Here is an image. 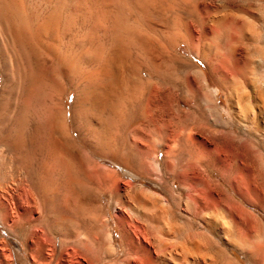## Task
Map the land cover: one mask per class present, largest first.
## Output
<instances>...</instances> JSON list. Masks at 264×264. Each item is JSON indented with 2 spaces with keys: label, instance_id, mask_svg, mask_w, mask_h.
<instances>
[{
  "label": "rangeland",
  "instance_id": "1",
  "mask_svg": "<svg viewBox=\"0 0 264 264\" xmlns=\"http://www.w3.org/2000/svg\"><path fill=\"white\" fill-rule=\"evenodd\" d=\"M26 1L30 3V0ZM185 1L187 0H165V2L168 3L166 5H170L173 11H175L173 14H170L171 16H165L164 11L162 12L163 9L161 10L160 8H158L159 6H155V9L153 6L147 7V13L148 10L150 11L148 15H146L148 18L144 16L142 19L136 21V19H133V17H131L132 19H128L129 21H127L129 27H135L133 28L132 35L136 34V36L133 35L134 38H130V36H126L125 31H123L121 33H123L124 35L119 33L118 37L116 38L119 40L115 42L119 45H115L117 47L120 46L119 48L121 49L117 55V57H119L117 60V65L120 66L119 69L120 71H122V75L120 76L121 80L118 76L116 77V82L119 83L121 89H119L118 85H113L116 92L111 103L115 105L116 109L117 106H120L114 114L107 110H103L101 112V115H97L98 118H100L98 119L100 125L99 130H101V132L103 130L102 135H104V137L106 138L105 141L107 145V147L102 151L93 150L87 144L83 143L80 140L78 132L76 131L74 125V113H81V111L84 110L83 105L78 99V92L86 85V83H77V79L74 77H70L66 73V71L65 73L61 72L57 63L45 54L37 57V59L34 58V64L38 66L37 78L21 85L19 93L17 95L18 106L16 110H19L21 108V102L23 103V101L35 88L45 87V90H47V92H53V95L55 96H58L59 94L63 96H61L63 114H60L59 117L60 120L63 119V122L65 124L63 142L64 148L71 160V167L65 173V170L62 169L61 165H59L60 163L50 158V156H48L47 152L45 151L43 158L40 157L39 161H34L32 165L39 166L41 169H43V171L40 172V169L39 173L37 175H33V177L30 179L24 177L22 174L19 175L20 173H22L23 167L21 168V170H18L19 173L15 172V169H13L14 167L10 163L9 165L7 164L6 166L4 165L2 167V171H0V264H80L82 259H80V257L76 255V253L74 254L72 252L70 248L71 246L69 244L61 245L63 237L62 235H65V230L68 228H71L73 230L75 229V231L78 230L84 236L88 233L89 229H91L90 232H92V228L90 227H92L93 222L90 214L88 216V212L93 213V211L96 214V218L100 217L95 221V226L97 227L96 231L98 233L97 236L98 238L101 236V238L99 239L100 244L103 245L105 241L108 244V238L106 237V233H108L112 238L111 245L113 246V252H110V254H108L105 246H99L97 252L98 256L96 257V264H146L145 257L141 255L140 251L137 248H134L129 243L128 238L130 236L132 237L133 243L135 245L145 246L149 250L151 256L157 259L156 264H181L184 263L186 259H188V262H186V264H194V262L192 263V261L196 259L197 260L195 261V264H204L206 261H209V258L206 256L205 259H195L194 257L192 258V256L188 257L187 253H185L186 255L181 254L184 251L183 249H186L187 251V248L189 249L190 247H192V242L199 239V241L202 240L203 244L205 243L206 247L216 246L220 244L221 247H223L226 251L225 253L227 254V256L231 258L232 255L240 264H264V241L263 243L261 242L262 240H264V238L261 240L264 228V211H262L264 209V194H259V196L262 198L260 199L257 192L250 190L252 194H249L250 191L247 189L245 190V188H242V191L239 194H233L228 188V182L235 181L236 179L241 180L243 176L230 171V163L232 162V158L229 155L227 156L226 152L221 150L217 144L211 142L212 137L218 136L220 130L222 131L226 128L241 129L245 132L244 128L247 125V129H251L252 126L254 127L257 125L260 128L264 126V112L260 114V124H258V122H251L250 124H247L249 123L247 121L249 120V118H244L246 120L244 125V123L240 122L242 118L238 116L241 111L240 109L243 105V101H245L242 99H245L248 96L250 97L251 101L253 99L251 98L252 90L249 82L251 79H249V77L246 75L249 73L253 74V76L250 75V78H260V74L263 76L264 65L260 61L259 52L257 51V49L255 50L251 37H249L248 39H244L245 44L243 41V43L240 42L241 44H238L239 47L236 48V53H234L235 58H233V55H227L226 52L228 49V54L232 53L228 48L227 38L229 39V37L221 36L222 38L219 37L217 39L215 49L216 52H219L221 48L217 50V45H219L220 47L222 45L223 50L221 53L223 54L220 57L221 53H215L214 49L213 52L218 56L214 57V55H211L214 53H210V59L213 57L214 58L210 60L209 64L211 66L209 65V67H206L199 59L193 56V52L198 46V41H200V43L204 41V39L201 38L200 35H198L195 24L193 25V21L197 16L196 11H198L197 9H194V6L197 5L198 0H190L188 1L189 4ZM236 1L237 4L243 3V0ZM211 2L212 5L218 6L219 3L225 4L227 0H211ZM192 3H195L194 6ZM202 3L203 0H199L198 4L200 6L202 5ZM187 8L188 11H191V13L187 11ZM158 10L161 11L159 12ZM177 15L180 17H177ZM175 20H177L176 22L181 25L182 23L183 25L188 24L195 30L194 32L196 34V37L194 38L193 44L190 45L191 48H188V46L184 42H179L176 48L173 49L166 46V41L168 39L167 35H170L172 33ZM67 22H69V24ZM187 22H189L190 24ZM90 24V22L88 23V21L82 19L74 18L72 20H69L65 17V25L68 26V28H65V34L60 37L63 41V44H65V49H68L67 47H69L71 48L69 49L71 50L70 52L82 55L83 52H79L80 48L78 43H76L77 41L79 42L81 40H84L85 45L87 46L88 44L87 48H85V51L87 49L89 50L94 47H98V45L99 47H107L112 42L109 38L110 36H107V34L103 31V28L107 24L106 21H103V23L101 21L102 30H92L91 35L89 36L86 30L88 29L89 31V27H91ZM127 37L130 39H128ZM208 37H211L209 31ZM263 38L261 40H263ZM91 40H93L94 42L93 47L91 45ZM220 41L222 43H220ZM195 44L196 46H194ZM244 46H246V48ZM249 47H251V49ZM247 49L249 52L247 51ZM172 53L174 55L173 57ZM85 54L88 55L87 53ZM244 54H247L248 57L251 56L250 59ZM230 56L232 57V60L230 59ZM222 57H224V59L226 57L227 59L229 58L230 60H228L230 61V63H232L230 64L226 59V64L228 63L230 65H227L223 70L222 67L218 65V61L224 60ZM236 57L241 60V62H239V64L241 65L245 63L246 59L247 64H249V61H251L252 59V63L254 62V68L251 67L252 63H250L251 66L247 65V69L250 68V70H242L243 73H241L240 71L241 76L239 74V78L243 81L239 84V78L236 80L234 79L237 82L230 81V85L235 87L234 90L233 87L229 86V83L228 85L226 83L225 85L228 86L226 87L229 88L226 90L224 84L218 86L220 83H217L219 81L217 78V72L219 71V69H221L223 72L229 73V75H226L230 76V74H232L230 73V71H237V69H235L236 66L233 64ZM217 58L218 61H216ZM78 65L82 66V68L85 69H90L93 66V64L86 63L82 59H79ZM189 65L192 66L191 69H189ZM231 65H234L233 68L231 67ZM227 67H229L228 70ZM154 68H157L158 71L154 70ZM185 69H188V71H186ZM191 70L194 73L191 72ZM224 70H227L229 72H226ZM185 72H191V74H189L188 76V74L186 73L185 76ZM200 72L202 74H200ZM165 73H168L173 77L168 78L164 76ZM196 75L198 77H196ZM186 77L188 80L186 79ZM202 78H204L205 80ZM235 83L236 86L233 85ZM1 85L2 74L0 71V90ZM174 85L176 86V90ZM237 85H239L238 87L242 90H244L245 88L244 92L246 93L245 96L243 95L244 97L242 99L240 98L241 100L239 99V97L241 96V90L238 89L239 92H235ZM169 86H171L172 89L174 88V93L177 96L179 95V99L181 98L179 100L180 112L177 114V116L179 115L178 117L181 116L183 119L181 118L180 120L179 118L178 121L182 122H177V124H180L178 126L176 125L177 128L171 126L173 128V130H171L172 128L169 129V126L167 129H165L166 131L164 130V133L162 129H160L159 132L158 127L155 128L156 126L154 127L151 124L145 126V104L146 98L152 90H165L167 87L169 88ZM157 87L158 89H156ZM188 89L189 91L187 92H189V94L186 93V90ZM215 93H217V95ZM181 94L183 97H181ZM123 97H127L126 100ZM257 102L258 101H254L255 106H257L256 104H258ZM7 112L8 111L4 110L0 113V124H2V119L7 114ZM35 115V112L30 111L27 119L28 123L25 130L26 134H24L25 144L26 146H28V148H26L30 151H38L37 145H39L38 141L36 140L37 138L35 137V133L31 128L37 120V116ZM194 118L198 119L196 120L197 124H195V121H193ZM190 119L191 121H193L192 123H190ZM184 122L186 123V125L193 124V128L189 125V127L182 126ZM7 123L6 127H8L7 129L4 128L6 130L3 131L6 135V139H4L5 135L1 133L3 134V138L0 139V144L4 143L8 145L14 152L15 146L11 142L12 138L6 134L8 132H11L9 130L11 128V123ZM141 126L144 128H142L144 131L141 129ZM79 127L82 130L85 129L81 124ZM101 127L104 129H101ZM136 127L138 128L137 130L135 129ZM178 127L180 129L182 127L181 132L179 131L180 129L178 130ZM190 127L191 129H193V133L189 131ZM29 132L31 134H29ZM161 133L162 136L160 137L159 135ZM170 133L173 136L170 135ZM178 133L181 134L178 135ZM165 134H168L170 136H166ZM174 134L177 135L175 136ZM244 134L245 138L248 139L246 133ZM138 135H140L142 139L140 137L138 138ZM141 135H143L144 137ZM177 136L178 138L181 137V142L178 141L179 139H176ZM52 137L57 138L58 134L54 133ZM188 137L190 138V141L187 139L188 143H186V138ZM192 137L194 138L192 139ZM172 139L177 140L174 145L176 148H172L173 144L171 141H169ZM198 140H200V142ZM207 140L210 142H208ZM168 141L170 142V144L167 145L166 143ZM193 141H195L196 144ZM179 143L182 144V146ZM183 143H186V145ZM192 143H194L195 145H192ZM35 144L36 146L34 147ZM206 144L207 146H205ZM176 145H178L179 148ZM31 146L33 147V149ZM191 147L193 149H190ZM171 148L174 149L172 150L173 153L170 152ZM24 149L25 148H22V151ZM182 149L184 152L182 151ZM165 150H167V152ZM194 150L195 152L193 153ZM188 151L192 153V155L187 154L189 153ZM174 152H176L177 154H175ZM167 153L169 154V156H166ZM181 153H183V155ZM10 155V153L6 155L7 159H9ZM170 155L172 156L170 157ZM196 155H198L197 158H200L201 156V160H195L197 159ZM188 156H191V158H193L194 160L192 159L193 161H191V158ZM227 157L228 159H226ZM192 163L194 164L191 166ZM7 169L11 171L8 172ZM229 172L230 175L228 174ZM10 174L14 175L11 176ZM223 174L225 177H223ZM18 176L20 177L18 178ZM6 177L8 178L4 179ZM31 179L35 180V182L32 183L33 180ZM19 180L21 181L19 182ZM240 182L242 183V181ZM16 183L18 185H16ZM19 183L22 185L20 186ZM210 186L212 187L211 190ZM219 187L222 188V191L218 190ZM34 188H36L35 192H33ZM223 190L225 191L223 192ZM29 193L32 194V197ZM221 193H225L226 195H228L231 198V201L229 199V202H234L235 206L234 203H231L230 205L228 199L226 197H222L224 194L222 195ZM138 195H140L138 198L141 197L140 200L143 199L142 201L144 203L142 205L141 203H138L134 198ZM117 196L121 197V200L119 199L118 203ZM248 197H250V199ZM34 198L36 203H34ZM159 198L160 200H157ZM154 199L156 203L152 202L154 201ZM65 203L67 207L65 206ZM80 204L83 205L82 208L84 207L82 211L78 209V206ZM126 205L130 206L131 208H128ZM163 205H165V207H163ZM233 207H235L236 209ZM161 208L167 210L165 214H167V212L168 214H163L164 212ZM217 208L218 210H221L222 208L221 212L217 211ZM213 209H215L216 211ZM212 210L214 211V214L215 212H218L219 214L221 213L220 216H222V213L225 212L221 218L225 217L226 222H229L230 225V222H233L232 225H234V227L231 226V237L236 241H240H238V248H228V245L227 247L222 245L225 240L221 239L215 230L214 224H217L218 221L216 220V223L214 219L215 216L214 214L212 215ZM243 210L245 211L246 215H244L245 213H243ZM160 214L162 216H160ZM242 218H245L244 221ZM99 219L100 222L97 221ZM228 219L232 220L228 221ZM40 220L44 221V224ZM159 220H161L162 223H159ZM236 223L239 226L236 225V227ZM42 224L44 226H42ZM260 224L261 228L258 227ZM50 225H57L63 232H61L60 234L57 231L55 232V230L51 229ZM159 225L162 226H160L159 228ZM241 226H243L242 229ZM155 227L159 230H157ZM169 227H173V230H171ZM180 227H182V229ZM166 228H168V230ZM183 228H185L184 232ZM160 229H164L165 232L164 233L162 232L163 230H161V233L169 234H163V237L165 236V239L170 237V240H167L173 243H170L166 240L163 241L164 238L162 237L161 233L160 235H157L159 233L156 232H160ZM165 229L168 233L165 231ZM177 229L178 231H180V233L178 231L175 232ZM169 230L171 233L169 232ZM258 232L262 235H259V237H255L258 236ZM174 234L177 237L173 236ZM191 234H193V236ZM102 235L104 236L102 237ZM185 235L187 236V238H189L187 241ZM172 236L175 238H173ZM195 236H197V238ZM104 237L107 240H105ZM183 238L185 241H182ZM255 239L258 244H256L257 242L255 241ZM208 241H211L212 243ZM165 242L167 243V245ZM206 242L209 244V246ZM242 242L245 245L241 246ZM39 243L41 244L42 248L41 256H39L40 254L38 252ZM189 243L191 246L189 245ZM174 244L175 247L172 246ZM249 244L252 245L250 246ZM184 245H186L187 247H185ZM62 246L64 247L61 248ZM180 247L182 248L181 250ZM239 247H242V249H240ZM230 248L231 255H229L228 251ZM163 249L165 250V252ZM177 250L178 253L176 252ZM54 251L56 252L54 253ZM60 251H62V253H60ZM171 252H173L172 257L170 256ZM168 258L170 260H168ZM161 259H165V262L162 263V261H160ZM46 260L47 262H45Z\"/></svg>",
  "mask_w": 264,
  "mask_h": 264
},
{
  "label": "bare ground",
  "instance_id": "2",
  "mask_svg": "<svg viewBox=\"0 0 264 264\" xmlns=\"http://www.w3.org/2000/svg\"><path fill=\"white\" fill-rule=\"evenodd\" d=\"M25 1L26 0H0V71L2 74V85H1V90H0V113L4 110L8 111L7 114L2 119V124H0L1 125L0 134L1 133L4 134L3 131L7 129L8 126L6 127V123L7 122L11 123V125H10L11 128L9 129L11 132L9 133L8 131H6L10 135L8 133H6V134L12 138L11 142L15 146V151L13 152L8 145H6L4 143L0 144V171H2V167L4 165L6 166L7 164L9 165V163H10L14 167L13 169H15L16 173H19L18 170L19 169L21 170V168L23 167L22 173H20L19 175L22 174L24 177H27L30 179L33 177V175H37L39 173V170L41 168L37 165L36 166H32V165H33L34 161H39L40 157L43 158L44 151L47 152V154H48V156H50V158H52L56 162L60 163L59 165H61L62 169L65 170V173L71 167V160H70V158H69V156H68V154L64 148V142H63V134L65 133V124L63 122V119L60 120V117H59L60 114L61 115L63 114V108H62V97L63 96L60 94L58 96H55V95H53L54 94L53 92H47V90H45V87L35 88L31 91V93L27 96V98L23 101V103L21 102V104H20L21 108L20 109L18 108L19 110H16L17 106H18L17 95L19 93V89H20L21 85L25 84L26 82H30L33 79L35 80V78H37L38 66L34 64V61H33L34 58L37 59V57L42 56V54H45L46 56L50 57L54 62L57 63L61 72L65 73V71H66V73L70 77H74L77 79V83H83V82L86 83V85L82 89H80L78 92V99L80 100L81 104L83 105L84 110L81 111V113L77 112L79 114L74 113V125H75L76 131L78 132V136L83 143L87 144L93 150L102 151L107 147V145H106V141H105L106 138L104 137V135H102L103 130H102V132H101V130H99L100 125H99L98 119H100V118H98V116L101 115V112L103 110H107V111L114 114L119 109V106H120V105L117 106V109H116L115 105L111 103L113 97L115 96V92H116L114 90L115 88L113 87V85L119 86V83L116 82L117 81L116 77L119 76V78L121 80L120 76L122 75V71H120V69H119L120 66L117 65V62H118L117 60L119 58V57H117V55L121 49L119 48L120 46L117 47L119 44L117 43L118 44L117 45L115 41H117L119 39H116V38L118 37L119 33L123 32V31H125L126 36L128 35V37L130 36V38H134L133 35L136 36V34L132 35V33H133V28H135V27H133V26L129 27L127 21L132 19L131 17H133V19H136V21L139 19H142L144 16L146 18H148L146 15H148V13L150 11L148 10V13H147V9H148L147 7L153 6L155 9V6L156 7L159 6L158 8H160L161 10L163 9L162 12L164 11L165 16L173 14L175 11H173V9L170 5H166L168 3H166L165 0H30V3H28L27 1L25 2ZM188 1H190V0H187L185 2H188ZM195 1H197V0H195ZM236 2H237L236 0H227V2H225V4L219 3L218 6L212 5L211 0H203V3L201 6L198 4L199 0H198L197 5H195V6H194L195 3L194 4L192 3L194 6V9L198 10V11L195 10L197 12V16L195 19L193 18L194 19L193 25L195 24V27L197 28V31H198V35H200L201 38L204 39V41L202 43H200V41H198L200 44L198 43L197 48L193 52V56L195 58L199 59L206 67H209L210 60H212L215 56H218L215 53L219 54L223 50L222 45H221V47L219 45H217V47H218L217 50L219 48H221L219 52L218 51L216 52V49H215L216 44H217V39L221 36L229 37V39L227 38L228 48L231 50L232 53L228 54V49L226 52H227V55H231V56L233 55L232 56L233 58H235L234 53H236V48L239 47L238 44H241L240 42H242V41L245 44L244 39H248L249 37H251L255 50L257 49V51L259 52L260 61L264 65V41H263L264 40V38H263L264 37V0H243V3H238V4ZM200 3H201V1H200ZM188 4H189V2H188ZM187 11H188V8H187ZM159 12H157V13H159ZM188 12L191 13V11H188ZM65 17L68 18L69 20H72L74 18H78V19L88 21V23L90 22L91 27H89V31H88V29L87 30L85 29L87 31V34H89V36L91 35L92 30L101 29V27H102L101 21H102V23H103V21H106L107 24L103 28L104 29L103 31L107 34V36H110L109 38L111 39V41L113 43L111 42L107 47H101V46L99 47V45H98V47H94V48L89 49V50L87 49L85 51V48H87L88 44L86 46L85 41L81 40L79 42L77 41L76 43H78V45H79V48H80L79 52H81V53L83 52L82 55L80 53H79L80 55H78V53L76 54V53L70 52L71 50H69V49H71V48L67 47L68 49H65V44H63V41L60 38L62 35L65 34V28H68V26L65 25ZM177 17H180V16L177 15ZM176 19H178V18H176ZM176 21L177 20H175L174 25L172 24L173 25L172 33L170 35H167L168 39L166 41V44H167L166 46L173 49V48H176V46L179 44V42H184L188 46V48H191L190 45L193 44L194 38L196 37L195 36L196 34L194 32L195 30L193 28H191V26L188 24L183 25V23H182V25H181ZM180 21H181V19H180ZM71 22H73V21H71ZM189 22H187V23H189ZM67 23L69 24V22H67ZM193 25H192V27H193ZM208 31H209L211 37H208ZM121 34H123V33H121ZM261 37L263 38V40H261L262 39ZM84 38H85V36H84ZM130 38H128V39H130ZM85 40H86V38H85ZM221 41H220V43H222ZM91 42H92L91 45L93 47V44H94L93 40H91ZM194 46H196V44ZM244 47L246 48V46H244ZM241 48H243V47H241ZM249 48L251 49V47H249ZM214 49H215V53L213 52ZM169 51H171V50H169ZM247 51H248V49H247ZM212 52L214 54H211V55H214V57L210 59V53H212ZM85 53H87L88 55H86ZM222 54L223 53L220 54V57L222 56ZM244 55L247 56V54H244ZM173 56L174 55L172 53V57ZM248 56H249V53H248ZM227 57L225 59H224V57H222L224 60H220L221 59L220 58L219 59L220 61H218V58H219L218 57L216 60L219 62L218 65H220L222 67V70L224 68H226L227 65L229 66L230 64H232L229 61L230 59L232 60V57L230 59L228 58L229 60L227 59ZM237 57H236V59H234V63H233L236 66L235 69H237V71H235V72H232L233 70L230 71V73H232V74H230V76H228L229 73H225L221 69H219V71L217 72V78L219 80L217 83L218 84L220 83L218 86L223 85V84L225 85L226 83L228 85V83L230 81L234 82L236 79L239 78L240 71H241V73H243L242 70L243 71H247V70L249 71L250 70V68L247 69V65H250V63H252V59H251V61H249L250 63L248 62L249 64H247V61H246L247 59H246L245 63L241 65V64H239V62H241V60L238 59ZM250 57H248V58L250 59ZM79 59H82L86 63L93 64V66L91 65L92 67L90 69L89 68L88 69L82 68V66L78 65ZM226 59H227V62H229L230 64H228V63L226 64V62H225ZM253 64H254V62L252 63V66L250 65L252 68H254ZM234 65H231V67L233 68ZM189 66H190L189 69H191L192 66L191 65H189ZM214 67H212V68H214ZM228 68L229 67H227V70H228ZM263 69H264V67H263ZM154 70H157V68L156 69L154 68ZM185 70L188 71V69H185ZM227 70H224V71L229 72ZM196 71H198V70H196ZM191 72H193V71L191 70ZM191 72L190 73L185 72L184 75L186 76V73H187L189 76V74H191ZM200 74H202V73L200 72ZM226 74H228V75H226ZM250 75L253 76V74H249V73L246 76H248L249 79H251L250 81L249 80L248 81L250 82V85H251V90H252L251 98H253L252 101H251L249 96L246 97L245 99L243 98L245 96V93H246V92H244L245 88H244V90H242L241 88L238 87L239 85H237V88L235 90V92L238 91V89L241 90V96L239 97V99L243 98L242 100H245V101H243V105L240 109L241 111L238 115L242 118V120L240 122L244 123V125L246 122V120L244 118H246V119L249 118V120H251V121L247 120L249 122L247 124H250L251 122H253V123L258 122V124H260L259 123V122H261V120H259L260 114L262 112H264V88H263L264 87V72H263V76L260 74V78H256V77L250 78ZM164 76H166L168 78L173 77L168 73H165ZM240 76H241V74H240ZM196 77H198V76L196 75ZM186 79H187V77H186ZM202 79H204V78H202ZM240 80L241 79L239 78L238 84L243 81V80H241V81ZM235 82H237V81H235ZM230 84L231 83H229V86L233 87ZM227 85H225L226 90L229 89V88H227L228 87ZM233 85L236 86V83ZM171 86H169V88L167 87L165 90H163V89L161 90L160 88H159L160 89L159 91L158 90L157 91H153V90L151 91L150 90L151 92L148 94V96L146 98V104H145L146 105V108H145L146 112L144 110V112L146 114L145 115L146 117L144 120L146 122L145 126L151 124L154 127L156 126L155 128L158 127L159 132H160V129H162V131L164 132V130L167 129L169 126H170L169 129H171L173 126L176 127V125L178 126V125H180L179 123L182 122V121H180V122L178 121L179 118L181 120L182 117L181 116L178 117L179 115L177 116V114L180 112L179 100L181 98L179 99V97H178L179 95L177 96L174 93V91H173L174 88L172 89ZM177 88H179V87H177ZM234 88L235 87H233V90H234ZM119 89H121L120 86H119ZM156 89H158V87ZM225 89H223V90H225ZM175 90H176V86H175ZM187 91H189V89L186 90V93L189 94V92H187ZM177 92H178V89H177ZM215 94L217 95V93H215ZM187 96H189V95H187ZM181 97H183L182 94H181ZM123 98H125V97H123ZM126 98H125V100H126ZM254 101H258L257 102L258 104H256L257 106H255ZM30 111L35 112L36 113L35 116H37V120L31 128L33 129L32 131H34L35 137L37 138L36 140L38 141V144H39V145H37L38 151H30L29 149H27L28 146H26V144H25L24 134H26L25 130H26V126L28 123L27 119H28V115H29ZM181 111H183V110H181ZM189 114H190V112H189ZM182 116H184V115H182ZM195 118L193 121H195V124H197L196 120H198V119H195ZM102 121H103V119H102ZM190 121H191V119H190ZM193 121H191L190 123H192ZM0 122H1V120H0ZM177 122H179V123L177 124ZM80 124L85 129H83V130L80 129V127H79ZM139 124H141V123H139ZM183 124H185V125H183ZM183 124H182V126H185V127L189 125V124L186 125L185 122ZM192 125L193 124H190L189 126H192ZM254 125H256V124H254ZM142 126H141V129L143 128ZM137 127L135 128L136 130L138 129ZM263 127L260 128L257 125L254 127L252 126L251 129H249V128L245 129L244 128L245 132L241 129L226 128V129H223L222 131L220 130V133L218 134V136L212 137L211 142H214L215 144H217L221 150L226 152L227 156L229 155L232 158L231 159L232 162L230 163V171L233 173H237L238 175L240 174L241 176H243L241 180L236 179L235 181H229L228 182V184H227L228 188L233 194H237V193L239 194L242 191V188H245V190L247 189L249 191L250 190L255 191L258 193V196H259V194H264V128ZM4 128H6V129H4ZM63 128H64V130H63ZM192 128H193V126H192ZM101 129H104V128L101 127ZM179 129L180 128L178 127V130ZM181 129H182V127H181ZM181 129L179 130L180 132H181ZM171 130H173V128ZM187 131H188V129H187ZM189 131L192 132L193 129H191V127H190ZM167 132H168V130H167ZM54 133L58 134L57 138L52 137ZM175 133H176V130H175ZM244 133H246V136L248 137V139L245 138ZM3 134L0 135V139L3 138V136H2ZM29 134H31V133L29 132ZM180 134L181 133H178V135H180ZM170 135H172V134L170 133ZM170 135H168V136H170ZM141 136H143V135H141ZM159 136L161 137L162 133ZM5 137H6V135L4 136V139H6ZM27 137H28V135H27ZM30 137H31V135H30ZM137 137L139 138L140 135H138ZM182 137H183V135H182ZM168 138H170V137H168ZM180 138H178V136L176 137V139H179L178 140L179 142H181ZM193 138L194 137H192V139ZM209 138H211V137H209ZM176 139L169 140L173 144L172 148L175 147L174 145L177 141ZM187 139L189 140L190 138L189 137L186 138V143H188ZM28 140H30V139H28ZM182 141H183V138H182ZM195 141H193V142H195ZM198 141L200 142V140H198ZM168 142L166 143L167 145L170 144V142L169 143ZM196 142H195V144H196ZM201 142H202V140H201ZM208 142H210V141H208ZM161 143H162V140H161ZM186 143H183V144L186 145ZM177 144H178V142H177ZM193 144L194 143H192V145ZM180 145L182 146V144H180ZM35 146H36V144L34 145V147ZM176 146H178V145H176ZM205 146H207V144ZM165 147H167V146H165ZM183 147H184V145H183ZM192 147L190 149H193ZM22 148H25V149L22 151ZM172 148L170 149L171 151L170 150L169 151L173 153L172 150H174V149H172ZM178 148H179V146H178ZM205 148H207V147H205ZM32 149H33V147H32ZM98 149H100V150H98ZM165 151L167 152V150H165ZM182 151H183V149H182ZM177 152H179V151H177ZM194 152H195V150L193 151V153ZM8 153L11 154L9 156V159H7V157H6V155ZM168 153L166 156H169L170 153L169 154ZM174 153L177 154L176 152H174ZM181 154L183 155V153H181ZM187 154L192 155V153H190V152ZM171 156L172 155H170V157ZM197 156L198 155H196V158H197ZM188 157L191 158V156H188ZM188 157H186V158H188ZM184 158H185V156H184ZM190 158H188V159H190ZM201 158L202 157L200 156V158L198 157L195 160H198V159L201 160ZM168 159H169V157H168ZM192 159L193 158H191V161L194 160V159L193 160ZM226 159H228V157ZM37 164H39V163H37ZM193 164L194 163H192L191 166ZM188 166H190V165H188ZM7 170H8V172L11 171V170L9 171V169H7ZM42 171H43V169L40 170V172H42ZM190 171H192V170H190ZM228 174L230 175V172ZM13 175L14 174H12L11 176H13ZM15 175H17V174H15ZM19 177L20 176H18V178ZM223 177H225L224 174H223ZM233 177H235V176H233ZM7 178L8 177H6L4 179H7ZM22 179H24V178H22ZM15 180H16V177H15ZM31 180H33V179H31ZM20 181L21 180H19V182ZM240 181H242V183ZM11 182H12V180H11ZM33 182H35V180H33L32 183ZM16 185H18V184L16 183ZM19 185L21 186L22 184L19 183ZM34 186H36V185H34ZM218 186H219V183H218ZM28 188H29V186H28ZM35 189L36 188H34L33 192H35ZM211 189H212V187L210 188V190ZM221 189H222L221 187L218 188L219 191H222ZM224 191L225 190H223V192ZM246 192H248V191H246ZM31 193H29L30 196L32 195ZM250 193H251V191L249 192V194ZM221 194L222 195L224 194L222 197H224V198L226 197L228 199V202H229V199L231 201V198L228 195H226L225 193H221ZM119 195H120V193H119ZM139 196L140 195L135 196L134 198L137 200L138 203H141V205H142L144 202L142 201L143 199L140 200L141 197L138 198ZM250 197H248V198L250 199ZM35 198H34V201H35ZM120 198H121L120 196H117V203H118V200ZM260 199H262V198L260 197ZM130 200H132V199H130ZM157 200H160V198ZM232 200H234V199H232ZM256 201H255V204H256ZM77 202H78V200H77ZM152 202L156 203L155 199ZM34 203H36V201ZM46 203H45V205H46ZM231 203H234V202H231ZM231 203L229 202L230 205H231ZM257 205H258V203H257ZM65 206H66V203H65ZM82 206H83L82 204H80L78 206V209L80 211H82V209L84 208V207L82 208ZM126 206L128 208H131L128 205H126ZM234 206H235V203H234ZM163 207H165V205H163ZM222 208H221V210H222ZM233 208H235V207H233ZM161 209L164 212L163 214H165V212L167 210H165L164 208H161ZM215 209H213V210H215ZM213 210H212V215L214 214ZM221 210L220 209L218 210V208H217V211L221 212ZM262 211H264V209ZM217 213L215 212V214H214L215 218L214 219H215V221L217 220L218 223L216 221L217 224H214V225H215V230H216L218 236L221 239L225 240L224 243H222V245L225 247H227V245H228V248L229 247H237L239 245V243H238L239 240L236 241L235 239H233L231 237V230H232L231 226L234 227V225H232L233 222H230L231 223V225H230L229 222L228 223L226 222L225 217H224L225 219L221 218L225 212L222 213V216H220L221 213L220 214L218 213L219 215ZM243 213H245L244 210H243ZM89 214H90V216L92 218V222H93L92 227H90V228H92V232H90L91 229H89L87 234L84 232L86 234L84 236L80 231H78V230L75 231V229L73 230L71 228H68L65 230V235H62L63 237H62V244L61 245L69 244L71 246L70 248H71L72 252L74 254L76 253V255H78L80 257V259H82L80 264H96V261H97L96 257L98 256V253H97L98 248L101 245L100 241H99L101 236L98 238V236H97L98 233L96 231L97 227L95 226L96 219L100 218V217L96 218V214L94 213V211H93V213L88 212V216H89ZM167 214H168V212H167ZM167 214H165V215H167ZM240 214H242V213H240ZM244 215H246V213ZM160 216H162V215L160 214ZM148 218H149V216H148ZM160 218H162V217H160ZM42 219H44V218H42ZM244 219H243V221H244ZM230 220H232V219H230ZM230 220L228 219V221H230ZM97 221L100 222V219ZM41 222L44 224V221H41ZM160 222L162 223L161 220H159V223ZM245 222H247V221H245ZM43 224H42V226H44ZM261 224H262V222H261ZM261 224L258 227H260ZM236 225H237V223L235 224V226ZM246 225H247V223H246ZM160 226H162V225H159L158 227L160 228ZM237 226H239V225H237ZM242 227L243 226H241V229H242ZM172 228L173 227H171L170 229L173 230ZM177 228H178V226H177ZM180 228L182 229V227H180ZM262 228H263V226H262ZM51 229L55 230V232L57 231L59 234L61 232H63V231H61V228H59L57 225H52ZM166 229L168 230V228H166ZM166 229H165V231L167 232ZM184 229L185 228H183V232H184ZM157 230H159V229H157ZM161 230H163L162 232H164V229H160V232H156V233H159L157 235H160ZM236 230H234V231H236ZM45 231H47V230H45ZM177 231H178V229L175 232H177ZM169 232H170V230H169ZM178 232L180 233V231H178ZM164 233H161L162 237H163ZM258 233H257L258 236H255V237H259V235L263 234V236L261 237V240H262L264 238V228H263L262 234H260V233L258 234ZM106 234H107L106 237L108 238V244L105 241V243H104L105 245L103 244L101 246H105V249L108 251V254H110V252H113L112 251L113 246L111 245V239L112 238L108 233H106ZM187 234H189V233H187ZM99 235H100V233H99ZM104 235H102V237ZM164 235H169V234H164ZM179 235H181V234H179ZM191 235L193 236V234H191ZM128 236H129V234H128ZM173 236H175V234ZM175 237H177V236H175ZM175 237H173V238H175ZM185 237L187 238L186 235H185ZM195 237L197 238V236H195ZM163 238H164L163 241L166 240V241L170 242L169 241L170 237L167 238L169 240L165 239V236ZM104 239H105V237H104ZM188 239L189 238H187L186 241ZM64 240H65V243H64ZM105 240H107V239H105ZM199 240H194L191 244L192 247H190L191 245L189 243L190 246H188V247H190L189 248L190 250L188 248H187V251H186V249H183L184 251L182 250L183 253H181V254L187 253L188 257L192 256V258L194 257L195 259L196 258H198V259L204 258L205 259V256H206L209 258V261L205 260L207 263L205 262L204 264H240L231 255V248L228 250L229 255H231V258H230L229 256H227V254L225 253L226 251L224 250L223 247H221L220 244H219L220 246L216 245V246L206 247L205 243L203 244L202 240L201 241H199ZM128 241L134 248H137L140 251L141 255H143L145 257L146 264H156L157 259H155L151 256L149 250L145 246L135 245L133 243V239L131 236L128 238ZM182 241H185L184 238ZM255 241H256V239H255ZM263 241L264 240H262L261 242L263 243ZM174 242H176V241H174ZM208 242L212 243L211 241H208ZM170 243H173V242H170ZM262 243H260V244H262ZM256 244H258V242ZM69 245H67V246H69ZM166 245H167V243H166ZM207 245L209 246L208 243H207ZM243 245H245V244H243V242H242L241 246H243ZM249 245L251 246L252 244H249ZM172 246L175 247V244ZM184 246L187 247L186 245H184ZM257 246H259V245H257ZM63 247L64 246H62L61 248H63ZM176 249H177V247H176ZM181 249L182 248L180 247V250ZM240 249H242V247ZM41 250H42L41 244L39 243V249H38V252L40 254L39 256H41V253H42ZM178 250L176 251L177 253H178ZM243 251H244V249H243ZM263 251H264V249H263ZM55 252L56 251H54V253ZM164 252H165V250H164ZM60 253H62V251H60ZM172 253L173 252H171V255H170L171 257H172ZM68 254H70V253H68ZM169 254H167V255H169ZM78 256H77V258H78ZM168 260H170V259L168 258ZM187 260L188 259H186V261L184 263H181V264H186V262H188ZM196 260H193L192 263L194 262V264H195ZM160 261H162V263H164L165 259H161ZM182 261H184V260H182ZM45 262H47V260ZM45 264H48V263H45Z\"/></svg>",
  "mask_w": 264,
  "mask_h": 264
}]
</instances>
